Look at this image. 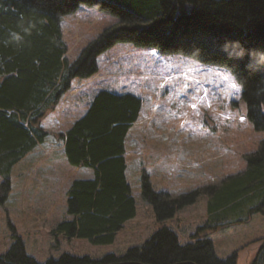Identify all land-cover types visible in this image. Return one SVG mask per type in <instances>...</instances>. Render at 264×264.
Segmentation results:
<instances>
[{"label": "trees", "instance_id": "obj_1", "mask_svg": "<svg viewBox=\"0 0 264 264\" xmlns=\"http://www.w3.org/2000/svg\"><path fill=\"white\" fill-rule=\"evenodd\" d=\"M80 6L104 12L117 22L70 63L61 23ZM118 43L165 55L184 54L229 71L241 87L245 119L264 133V0H0L1 203L10 190L12 168L49 134L40 126L41 120L71 89L72 80L97 74L99 56ZM141 105L135 95L99 90L84 114L60 135L68 166L92 170L93 176L70 183L67 219L51 231L55 242L64 236L93 245L112 244L125 222L135 217L126 177L125 139ZM244 159L245 169L219 185L177 197L153 190L142 172L141 197L152 206L157 222L173 218L200 195L207 196L206 223L190 235L189 243L181 245L175 233L162 226L120 257L94 260L64 253L42 264H235L234 256L216 257L212 242L202 233L221 228L228 219L233 223L253 214L264 216V138ZM243 214V220L238 219ZM8 225L12 243L0 254V264H40L25 254L21 238ZM251 264H264V245Z\"/></svg>", "mask_w": 264, "mask_h": 264}, {"label": "rangeland", "instance_id": "obj_2", "mask_svg": "<svg viewBox=\"0 0 264 264\" xmlns=\"http://www.w3.org/2000/svg\"><path fill=\"white\" fill-rule=\"evenodd\" d=\"M116 22L112 16L87 6L65 16L61 31L68 62H73L90 41ZM98 66L99 72L93 77L72 80L71 89L40 122L49 133L45 143L35 155L27 154L12 169L13 184L10 181L6 200L0 202V254L12 243L8 223L21 238L25 254L40 264L64 253L94 260L106 255L120 257L128 249L141 246L162 226L172 230L178 242L185 245L191 241L190 235L206 223L207 196L200 195L173 218L157 222L152 206L141 197L142 172L148 175L153 190L177 197L219 185L227 176L244 170L245 155L256 151L264 138V133L255 131L245 119L241 87L225 69L204 65L184 54L165 55L128 43H118L101 54ZM100 89L132 94L142 102L139 117L125 139L127 182L136 214L116 233L112 244L93 245L64 236L55 242L51 231L67 219L65 203L70 182L91 179L93 175L92 170L65 166L57 171L58 176L52 172L44 176V166L63 158L60 135L84 114ZM42 160L43 164L38 165V175H43L41 184L49 190L55 180L60 181L54 195L58 207L52 212L47 211L45 203L33 205L34 198L28 191L29 170ZM244 215L238 219L243 220ZM203 234L212 242L216 257L234 256L235 264H251L264 245V216L253 214L233 223L228 219L221 228Z\"/></svg>", "mask_w": 264, "mask_h": 264}, {"label": "crops", "instance_id": "obj_3", "mask_svg": "<svg viewBox=\"0 0 264 264\" xmlns=\"http://www.w3.org/2000/svg\"><path fill=\"white\" fill-rule=\"evenodd\" d=\"M45 143V141L43 142V143H41V144H39L35 149H33L30 153H32V154H36L37 153V148L38 147H41V145H43ZM39 149V148H38ZM52 151H53V149H51ZM46 160V159H45ZM57 162H59V164L57 163ZM39 163L40 164H43V160L41 161V162H35L34 164H33V166L30 168V170H29V177H30V181L28 180V183H27V185H28V191H29V194H30V197L32 198H34V199H31L32 200V204L33 205H35V206H41L42 205V203H45L46 204V208H47V211H50V212H52V211H54L55 209H57V207H58V205L56 204L57 202H56V200L54 199V195H56V193H57V190H58V188L57 187H59V184H60V181H58V180H55V182H54V185L48 190L47 189V187L48 186H44L43 184H41V183H43V181H42V179H41V177L43 176V175H41L40 177H39V175H38V170L39 171H41L39 168H38V165H39ZM68 167V169H69V166H68V164L66 163V161H64V158H62L61 160H56V159H54V160H52V162H47L46 164H45V166H44V170H43V173H44V176L46 175V173H48V172H52V173H55L56 175H57V171L59 170V169H61L62 167L64 168V167ZM14 168V167H13ZM12 168V169H13ZM86 170H88V169H86ZM12 171V170H11ZM33 171V176H31V172ZM84 172H90V171H84ZM89 174H87L86 176H88ZM92 175H93V173H92ZM58 176V175H57ZM126 177H127V168H126ZM12 179L13 178H11V184H13L12 183ZM90 179V178H89ZM74 180V179H73ZM72 182V181H71ZM70 182V183H71ZM45 183V182H44ZM39 185H40V188H39ZM70 185V184H69ZM44 187V189H42L41 187ZM68 189V188H67ZM44 191V192H43ZM67 192V191H66ZM43 195H49V197L48 198H43L42 196ZM43 199V200H42ZM65 210H66V207H65Z\"/></svg>", "mask_w": 264, "mask_h": 264}, {"label": "water", "instance_id": "obj_4", "mask_svg": "<svg viewBox=\"0 0 264 264\" xmlns=\"http://www.w3.org/2000/svg\"><path fill=\"white\" fill-rule=\"evenodd\" d=\"M106 264H143L135 261H122V262H113V263H106ZM173 264H195L192 261H181V262H176Z\"/></svg>", "mask_w": 264, "mask_h": 264}, {"label": "clouds", "instance_id": "obj_5", "mask_svg": "<svg viewBox=\"0 0 264 264\" xmlns=\"http://www.w3.org/2000/svg\"><path fill=\"white\" fill-rule=\"evenodd\" d=\"M235 47H239V45H235ZM227 50V49H226ZM238 87H240L239 85H238ZM237 99H239V97H237Z\"/></svg>", "mask_w": 264, "mask_h": 264}]
</instances>
